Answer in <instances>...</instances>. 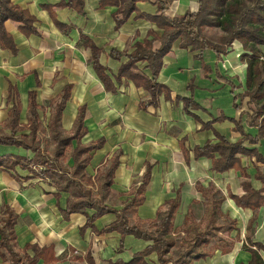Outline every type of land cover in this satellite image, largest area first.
Listing matches in <instances>:
<instances>
[{
	"label": "crops",
	"instance_id": "crops-1",
	"mask_svg": "<svg viewBox=\"0 0 264 264\" xmlns=\"http://www.w3.org/2000/svg\"><path fill=\"white\" fill-rule=\"evenodd\" d=\"M12 1L35 16L36 33L23 34L18 23L12 20L4 23L13 37L16 51L12 53L0 47V128L12 105L6 100L9 84L16 88L19 124L27 122L28 92L34 90L40 120L37 138L39 145L45 140L46 146L41 148L49 152L53 146L47 127L53 107L50 101L69 85V97L60 115L61 130L71 131L77 108L83 105L84 133L79 141L86 144L103 140L99 148L91 151L86 172L94 177L98 170H103L111 159L116 158L104 204L122 211L129 223L136 224L154 222L157 210H164L166 202L172 200L175 209L171 235L182 233L186 223L201 219L203 212L199 216L195 210L215 204L220 216L225 217L229 244L213 249L218 252H206V256L195 259L193 264L247 263L249 253L242 243L246 241V225L252 210L237 206L229 194L241 195L245 180L254 189L260 188L262 183L255 174L264 172V164L253 153L239 154L241 171L235 168L216 171L211 168L212 158L218 157L215 150L195 151L205 143L214 145L221 139L235 142L243 136L232 120L247 107V98L242 100L240 108L233 106V94L241 93L245 88L246 64L240 59L241 44L234 41L221 60H217L211 50L202 51L205 64L212 69L216 66L223 77L237 85L231 91L230 85L217 80L213 71L204 76L201 60L193 57L196 52L182 48L178 40L174 41L163 56L156 77L170 90L169 98L159 95L155 106L141 108L139 102L146 101L147 93L131 81L122 79L115 91L104 88L92 67L89 48L81 43L80 34L101 48L99 62L108 68L107 73L113 78L127 58L124 55L115 58L110 55L111 49L130 52L133 44L141 41L149 29L160 34L161 29L148 18L156 14L153 0L136 2L140 16L131 13L117 28L112 16L115 6L99 7L98 0H84V13L66 6H54L59 0ZM48 4L52 5L50 10L45 7ZM196 8L197 0H171L167 13L178 15ZM51 12L62 28L55 24ZM260 51L264 54V44L260 45ZM137 64L150 75L145 62ZM189 82L194 86L191 92L187 89ZM184 98H191L196 107L186 111ZM241 125L246 133L257 131L256 126H249L244 120ZM40 133L45 135L44 140L40 139ZM71 143L74 147L77 140L73 139ZM242 145L254 148L264 157V137L252 143L244 139ZM3 153L28 158L32 155L21 146L0 144V154ZM66 163L70 166L72 159L69 157ZM54 191L55 188L45 180L18 165L13 169H0V217L7 208L15 214V248L21 251L26 244L40 248L50 246L57 257L48 263L38 258L35 264H101L117 258L128 261L134 253L150 244V240L126 234L123 247L117 250L120 233L109 229L116 218L113 212H105L96 218L92 222L95 230L87 226L80 232L85 215L73 212L63 218L60 209L65 207L68 193L61 191L56 199ZM214 193L222 199L218 201ZM86 212L91 215L94 209L87 208ZM250 238L252 243L264 244V204L257 210ZM26 252L33 254L30 249ZM259 252L264 264V251ZM86 253L93 263L85 258ZM144 259L148 264H160L154 252ZM1 261L0 257V264Z\"/></svg>",
	"mask_w": 264,
	"mask_h": 264
},
{
	"label": "trees",
	"instance_id": "trees-1",
	"mask_svg": "<svg viewBox=\"0 0 264 264\" xmlns=\"http://www.w3.org/2000/svg\"><path fill=\"white\" fill-rule=\"evenodd\" d=\"M142 0H98L99 7L106 5L115 6L112 13L115 28L120 26L131 13H137L136 2ZM156 5V14L149 15L148 18L161 29L157 34L149 29L146 36L141 41L133 44L130 52L117 51L111 49L110 55L115 58L121 55L126 56V61L122 62L113 78L107 73V67L99 62L101 48L95 45L87 36L80 34L81 43L90 50V60L92 67L103 83L107 91H115L117 85L124 79L131 81L136 87L143 88L147 93L146 101H140L139 106L146 108L147 105H156L158 96L163 95L169 98L170 90L156 80L162 65L163 56L170 50L174 41L178 40L179 46L196 52L193 57L201 60L204 76H209L213 71L217 80L224 81L230 85L231 91L237 88L230 79L223 77L216 66L212 69L203 61L202 51L211 50L217 60L226 54L234 41H238L243 49L240 59L246 64L245 88L241 93L233 94V106L241 107V102L246 100V109L241 110L235 121V129L242 131V138L229 142L221 139L214 145L205 143L202 148L196 147L195 151L212 148L218 157L212 158L211 168L216 171H224L230 168L242 170L240 164L241 154L255 155V158L264 164V157L254 148H246L242 145L244 139L250 143L257 142L264 137V54L260 51V45L264 44V0H197L195 10H186L182 14L170 15L167 9L171 0H153ZM54 6H66L78 13H84V0H59ZM50 10L51 4L45 5ZM51 16L55 24L62 28L63 25L57 22L54 13ZM12 20L18 23L19 30L25 34L36 33L34 22L36 20L29 11L20 7L12 0H0V47L10 52H15V44L12 35L5 27V21ZM214 33V34H213ZM137 62H145V67L149 69L150 75H146ZM192 82L187 84V89L191 92ZM69 97V85L65 86L62 92L50 101L53 104L47 127L53 146L46 152L39 145L37 131L40 120L37 113L38 104L35 101V91L28 92L27 122L19 124V104L16 101V88L9 84L7 89V101L12 105L8 110L7 120L0 128V144L21 146L32 153L31 157L3 153L0 154V169H13L16 165L27 169L32 175L45 180L48 185L55 188L56 199L60 192H67L65 207L60 209L63 218H67L70 213L79 212L85 215V222L79 227L82 232L87 226L95 230L92 222L105 212L115 213V220L109 229H114L120 233L119 246L123 247V237L131 234L143 240H150V244L142 250L134 253L128 261L121 258L115 260L108 259L101 264H148L145 256L154 252L160 264H171L169 254L172 247L171 242V218L175 209L174 201H167L164 210L158 209L154 221L153 230H145L137 224L129 223L122 211L104 204L105 194L108 193L109 185L112 182L113 168L116 158L103 170H98L94 177L86 172V166L91 158V151L99 148L103 142L97 139L83 144L79 141L84 133L83 118L85 107L80 105L74 118L73 127L69 132H63L60 128V115L66 100ZM236 100L239 102L237 103ZM191 98L183 99V107L187 111L189 107H196ZM244 120L249 126H256L255 134H249L242 130L241 121ZM8 131H5V130ZM28 130L27 133L22 132ZM77 140L73 147L71 141ZM240 154V155H239ZM72 159V164L67 165L66 160ZM36 167V169L34 168ZM148 168H146L145 178ZM255 177L259 179L262 186L254 189L249 181L242 182L243 193L241 195L229 194L237 206L249 208L252 214L246 225L245 240L243 248L248 251L249 259L245 264H263V259L259 250L264 251V244L251 241L253 223L257 217L258 208L264 204V172L257 171ZM144 180L141 182L144 183ZM96 181V182H95ZM95 188V190L93 189ZM215 198L220 201L222 196L214 193ZM87 208H93L94 212L89 215ZM218 207H212L215 214ZM15 214L10 209L3 210L0 217V257L1 264H35L38 258L45 262L56 260L52 247H37L26 244L21 251L15 248V233L13 225ZM198 235H196L190 246L184 249L183 255L189 256L197 252ZM32 250L29 255L26 250ZM224 250V248L222 249ZM206 252H198L196 258H203ZM85 258L93 263L89 254ZM239 264H244L240 262Z\"/></svg>",
	"mask_w": 264,
	"mask_h": 264
},
{
	"label": "rangeland",
	"instance_id": "rangeland-1",
	"mask_svg": "<svg viewBox=\"0 0 264 264\" xmlns=\"http://www.w3.org/2000/svg\"><path fill=\"white\" fill-rule=\"evenodd\" d=\"M214 34V33H213ZM42 132V130H41ZM44 133V132H42ZM42 133H40V139L44 140ZM44 143V144H43ZM41 146L44 148L46 146L45 140L43 141ZM218 211V214H217ZM214 214L212 212V206L206 209H202L201 207L195 210V213L203 212V216L199 221H190L186 223L183 227V232L174 233L171 235L172 247L170 249L169 254H166L165 257H171V264H193L195 259L194 254L198 252H210L216 247H225L228 245L229 239L226 237L227 224H225V217L220 216L219 209ZM139 227H142L145 230H153L154 222L146 221V222H137ZM186 230V231H184ZM198 235V244H197V252H193V255H183V250L188 248L192 243L193 238ZM203 242V244H202ZM208 243V244H207ZM228 243V244H227ZM214 252H218L213 250Z\"/></svg>",
	"mask_w": 264,
	"mask_h": 264
},
{
	"label": "built area",
	"instance_id": "built-area-1",
	"mask_svg": "<svg viewBox=\"0 0 264 264\" xmlns=\"http://www.w3.org/2000/svg\"><path fill=\"white\" fill-rule=\"evenodd\" d=\"M36 169V167H34Z\"/></svg>",
	"mask_w": 264,
	"mask_h": 264
}]
</instances>
